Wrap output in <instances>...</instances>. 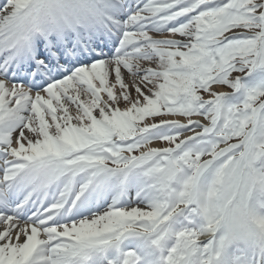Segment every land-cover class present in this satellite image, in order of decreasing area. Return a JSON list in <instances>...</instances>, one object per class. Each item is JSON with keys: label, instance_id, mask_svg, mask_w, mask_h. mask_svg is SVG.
<instances>
[{"label": "snow or ice", "instance_id": "1", "mask_svg": "<svg viewBox=\"0 0 264 264\" xmlns=\"http://www.w3.org/2000/svg\"><path fill=\"white\" fill-rule=\"evenodd\" d=\"M0 264H264V0H0Z\"/></svg>", "mask_w": 264, "mask_h": 264}, {"label": "bare ground", "instance_id": "2", "mask_svg": "<svg viewBox=\"0 0 264 264\" xmlns=\"http://www.w3.org/2000/svg\"><path fill=\"white\" fill-rule=\"evenodd\" d=\"M125 77H126V82L128 80V76H127V73H125ZM218 90H224V88H222L221 86L217 87ZM121 107H124L123 104L120 105ZM71 107V110L73 112V114H75V107L74 106H70ZM156 144H152L151 146H154Z\"/></svg>", "mask_w": 264, "mask_h": 264}, {"label": "rangeland", "instance_id": "3", "mask_svg": "<svg viewBox=\"0 0 264 264\" xmlns=\"http://www.w3.org/2000/svg\"><path fill=\"white\" fill-rule=\"evenodd\" d=\"M229 90V89H228ZM205 123H207V122H205ZM197 130H199V129H197ZM164 144L162 143V146H163Z\"/></svg>", "mask_w": 264, "mask_h": 264}]
</instances>
